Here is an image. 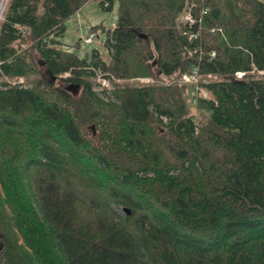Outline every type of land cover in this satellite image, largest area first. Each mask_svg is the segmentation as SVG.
<instances>
[{
	"label": "trees",
	"instance_id": "obj_1",
	"mask_svg": "<svg viewBox=\"0 0 264 264\" xmlns=\"http://www.w3.org/2000/svg\"><path fill=\"white\" fill-rule=\"evenodd\" d=\"M88 1L4 3L0 264H264V0H118L79 56L61 38ZM195 68L216 76L196 114Z\"/></svg>",
	"mask_w": 264,
	"mask_h": 264
},
{
	"label": "rangeland",
	"instance_id": "obj_2",
	"mask_svg": "<svg viewBox=\"0 0 264 264\" xmlns=\"http://www.w3.org/2000/svg\"><path fill=\"white\" fill-rule=\"evenodd\" d=\"M118 15V0H114L112 10L109 12L104 11L97 5L96 0H89L86 2L78 11H76L69 19L66 20V30L61 38V48L68 51H74L79 56H85L90 53L93 47L100 48V39H95L91 43L85 42V37L89 34V28L93 25H98L103 23L105 27L114 26ZM183 18V15L180 16ZM261 73H258L260 75ZM65 76L67 74H64ZM102 74L98 73L92 80V87L94 91H100V88L104 87L107 90H112L115 87V84L118 85H139L141 83L149 84L153 82V79L150 76H138L130 78H116L112 77L111 82L103 80ZM150 79V81L148 80ZM55 80V78L53 79ZM183 81V79L181 78ZM10 81H16V79H11ZM24 82L29 84V80L19 78L17 82ZM103 81V82H102ZM186 84H189L186 81H183ZM79 89L76 90L78 92ZM71 91V90H70ZM72 92V91H71ZM188 89L186 88L185 93L190 99V105L192 112L197 111V107L192 102V96L194 91L190 89V93H187ZM193 92V93H192Z\"/></svg>",
	"mask_w": 264,
	"mask_h": 264
},
{
	"label": "built area",
	"instance_id": "obj_3",
	"mask_svg": "<svg viewBox=\"0 0 264 264\" xmlns=\"http://www.w3.org/2000/svg\"><path fill=\"white\" fill-rule=\"evenodd\" d=\"M201 13L204 14L205 10H202ZM201 18H202V16H200V18H199L200 23H201ZM182 19H183L184 22H189V23H193L195 21V18L192 16L190 11H187L183 15ZM200 29H201V27H200ZM214 31H215L214 28H210L209 29V32H214ZM198 32H200V31H198ZM195 36H196L195 34L194 35L193 34L190 35V37H195ZM94 38H95L94 34L90 33V34H88L87 37H85V42L86 43H91L94 40ZM210 55L212 57H214L215 56V51L212 50ZM258 73H261L260 75H262L264 72L259 71ZM243 75H244V72H241V71L235 73L236 78H241ZM181 78L183 79V81H186L189 84L190 83L194 84V90H193L194 94L192 96V102L195 105V107H197L198 97H205L206 98L208 96V93L205 91V89L199 83L200 82L201 83H207L211 79H215L216 76L212 75V74H201V73H199V70L197 68H195L190 74H183L181 76ZM103 80H106L107 82L110 83V81L108 79L103 78ZM148 80L150 81V79H148ZM141 84H144V83H141ZM187 93H190V91L188 90ZM196 113H197V111L194 112V114H196Z\"/></svg>",
	"mask_w": 264,
	"mask_h": 264
},
{
	"label": "water",
	"instance_id": "obj_4",
	"mask_svg": "<svg viewBox=\"0 0 264 264\" xmlns=\"http://www.w3.org/2000/svg\"><path fill=\"white\" fill-rule=\"evenodd\" d=\"M142 38H146V35L140 34L139 35ZM64 88L67 90H71L73 93L76 92L77 89H79V85L78 84H74V83H69L64 85Z\"/></svg>",
	"mask_w": 264,
	"mask_h": 264
},
{
	"label": "bare ground",
	"instance_id": "obj_5",
	"mask_svg": "<svg viewBox=\"0 0 264 264\" xmlns=\"http://www.w3.org/2000/svg\"><path fill=\"white\" fill-rule=\"evenodd\" d=\"M7 0H2V3L0 4V20L2 18V15H3V11H4V3L6 2Z\"/></svg>",
	"mask_w": 264,
	"mask_h": 264
}]
</instances>
